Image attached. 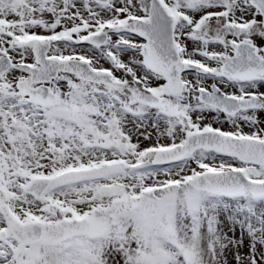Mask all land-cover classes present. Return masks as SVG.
<instances>
[{
  "label": "snow or ice",
  "instance_id": "1",
  "mask_svg": "<svg viewBox=\"0 0 264 264\" xmlns=\"http://www.w3.org/2000/svg\"><path fill=\"white\" fill-rule=\"evenodd\" d=\"M0 264H264V0H0Z\"/></svg>",
  "mask_w": 264,
  "mask_h": 264
}]
</instances>
